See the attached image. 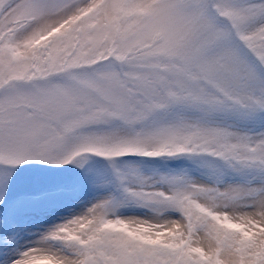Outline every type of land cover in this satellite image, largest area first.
<instances>
[{"label": "snow or ice", "instance_id": "snow-or-ice-1", "mask_svg": "<svg viewBox=\"0 0 264 264\" xmlns=\"http://www.w3.org/2000/svg\"><path fill=\"white\" fill-rule=\"evenodd\" d=\"M0 264H264V0H0Z\"/></svg>", "mask_w": 264, "mask_h": 264}, {"label": "rangeland", "instance_id": "rangeland-1", "mask_svg": "<svg viewBox=\"0 0 264 264\" xmlns=\"http://www.w3.org/2000/svg\"><path fill=\"white\" fill-rule=\"evenodd\" d=\"M40 223H43V220H37L33 222L31 226L33 229H36Z\"/></svg>", "mask_w": 264, "mask_h": 264}]
</instances>
